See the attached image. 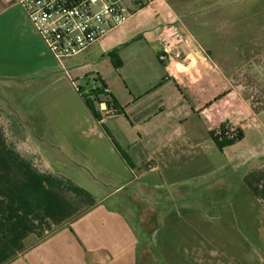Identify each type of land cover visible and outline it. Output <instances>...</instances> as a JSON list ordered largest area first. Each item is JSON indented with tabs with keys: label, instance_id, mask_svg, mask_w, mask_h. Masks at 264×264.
Wrapping results in <instances>:
<instances>
[{
	"label": "crops",
	"instance_id": "1",
	"mask_svg": "<svg viewBox=\"0 0 264 264\" xmlns=\"http://www.w3.org/2000/svg\"><path fill=\"white\" fill-rule=\"evenodd\" d=\"M151 1L61 62L24 11L0 20V264H264V110L223 113L224 54L205 46L259 2ZM167 23L188 61L136 72L123 100L99 73L123 111L95 103L97 118L69 70L128 39L158 43ZM224 125L244 138L220 149Z\"/></svg>",
	"mask_w": 264,
	"mask_h": 264
},
{
	"label": "rangeland",
	"instance_id": "2",
	"mask_svg": "<svg viewBox=\"0 0 264 264\" xmlns=\"http://www.w3.org/2000/svg\"><path fill=\"white\" fill-rule=\"evenodd\" d=\"M246 2L247 0H244V7L247 6ZM258 2L260 11H243L229 18L227 27L222 30L224 33L223 44H205V46L212 47L215 52L224 54L213 57L215 62L222 67L221 71L224 76L228 78L226 86L225 82H222V85L225 86L224 90L220 91L215 100L223 101L222 107H225L222 108L223 113L227 111L238 113L241 109L237 105L239 101L244 105L251 106L255 112H260L264 108V11L262 10L264 0H258ZM20 7L14 2L6 5L0 3V20L15 17L17 11L21 10L27 15L26 11ZM6 10L10 13L3 15ZM158 43H147L139 39L136 41L125 40L120 46L118 45V48L101 54L105 56L85 62L78 71L70 69L69 75L73 79L75 78V81H71V83L82 90H88L95 85L101 86L97 83L100 73L109 84L115 97L118 100H123L121 94L126 93V83L131 82L130 78L136 72L138 74H156L160 71L165 73L159 58ZM118 59L123 65L121 69L116 66ZM227 100L228 102H226ZM221 133L223 134L224 131ZM153 197L155 196L153 195ZM155 223L157 224L154 221L150 228H154Z\"/></svg>",
	"mask_w": 264,
	"mask_h": 264
},
{
	"label": "built area",
	"instance_id": "3",
	"mask_svg": "<svg viewBox=\"0 0 264 264\" xmlns=\"http://www.w3.org/2000/svg\"><path fill=\"white\" fill-rule=\"evenodd\" d=\"M4 5L14 2L27 13L35 31L47 50L59 62L82 54L85 50L103 42L113 31L119 29L138 12L149 6L151 0H0ZM160 44V60L167 66L173 62L188 61L187 40L177 23H167L157 28ZM166 80L170 79L168 75ZM100 86L85 91L90 95ZM109 90H104V93ZM99 92L92 93L94 97ZM93 97V98H94ZM96 98H94L95 100ZM103 117L121 114L105 97L97 98ZM221 129L219 136L235 138V129Z\"/></svg>",
	"mask_w": 264,
	"mask_h": 264
},
{
	"label": "trees",
	"instance_id": "4",
	"mask_svg": "<svg viewBox=\"0 0 264 264\" xmlns=\"http://www.w3.org/2000/svg\"><path fill=\"white\" fill-rule=\"evenodd\" d=\"M116 66L118 68H120L122 66V62H121L120 59L117 60ZM97 83L101 85L100 88H98V91H92L90 95H86L85 94V91L86 90H82L81 88H78L79 93L81 94V96L83 97V99L85 100V102L87 103V105L91 108L93 114L97 118H99V115L96 113V110L94 108L95 103H97V101H98L97 98H99V97H105V98H107L109 101H111V103L114 104V106L118 110H120V112L122 114V111L123 110L116 104L115 99L113 98V96L111 95V93H109V92L104 93V90H109L108 86L102 80H99ZM95 92H99L96 95V97H94L93 94H92V93H95ZM93 97L96 98V99L94 100ZM262 110H264V108ZM226 127H227L226 125L222 126L221 131L222 132L225 131ZM219 132L220 131H216V134L213 133L212 135H213V138L215 139V141L218 143L220 149H223L226 146L232 145L235 142L240 141V140H242L244 138V134H243V132L240 129L239 130H236V133H235L236 136H235V138L233 140H229L226 137L219 136L218 135ZM122 155H124V157H125V154L123 152H122Z\"/></svg>",
	"mask_w": 264,
	"mask_h": 264
}]
</instances>
